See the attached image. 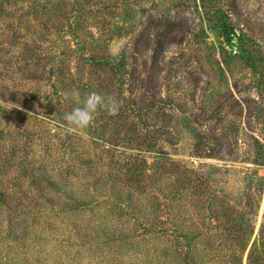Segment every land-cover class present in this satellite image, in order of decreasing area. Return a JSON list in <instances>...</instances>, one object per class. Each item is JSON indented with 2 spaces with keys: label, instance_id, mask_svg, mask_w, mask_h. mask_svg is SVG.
I'll use <instances>...</instances> for the list:
<instances>
[{
  "label": "rangeland",
  "instance_id": "rangeland-1",
  "mask_svg": "<svg viewBox=\"0 0 264 264\" xmlns=\"http://www.w3.org/2000/svg\"><path fill=\"white\" fill-rule=\"evenodd\" d=\"M73 91L119 111L66 132ZM262 146L264 0H0V264H232L183 168L261 198L251 244Z\"/></svg>",
  "mask_w": 264,
  "mask_h": 264
},
{
  "label": "trees",
  "instance_id": "trees-1",
  "mask_svg": "<svg viewBox=\"0 0 264 264\" xmlns=\"http://www.w3.org/2000/svg\"><path fill=\"white\" fill-rule=\"evenodd\" d=\"M77 2L79 1H76L75 3ZM223 28H227L226 25H224ZM233 31L234 29L232 26H228V32L231 34ZM36 50V53L43 55H46L50 51V49L47 51V49H45L43 46H41V48L36 47ZM262 147L264 152V146ZM182 177L184 178L182 179V182L185 185V189L190 194L192 193V196H196V198L199 200V203L201 204L200 214H203L206 211L208 213V216L205 218L206 222H200L202 227L212 233H217V231H219L232 238H235L233 234H238L241 235L240 238H243L239 239L236 244H232V246L230 244L224 246V249L230 252V263L242 264V253L247 251L246 264H264V252H262L264 250V237L261 236L260 231L257 232L255 237H258V240H254L250 244V240L255 228L254 219L256 217L255 215H257L259 211L261 198L255 202L252 200V196H250L246 201L248 202V205H244L245 207L241 205H233L222 198L224 197L222 194H219L217 191H215L216 188L211 184V181L202 173L183 168ZM258 186V192L256 193H258L259 197H261L264 191V182ZM256 193L253 195L256 196ZM262 221L263 223L261 226L263 227L264 217ZM208 225H210L209 229H207ZM196 234L192 235L189 233L190 236L188 238V244L196 243L195 240L198 239ZM259 239L263 241L262 246L259 245ZM221 242L222 241L220 240L218 243L212 244L218 245ZM254 253H257V255ZM190 262H192L191 264H195V261L192 260V258H190Z\"/></svg>",
  "mask_w": 264,
  "mask_h": 264
},
{
  "label": "clouds",
  "instance_id": "clouds-1",
  "mask_svg": "<svg viewBox=\"0 0 264 264\" xmlns=\"http://www.w3.org/2000/svg\"><path fill=\"white\" fill-rule=\"evenodd\" d=\"M64 100L76 105L63 117L66 132H75L88 128L99 112L114 116L118 113L121 101L115 97L100 93H89L81 96L79 91H73L70 95L65 93Z\"/></svg>",
  "mask_w": 264,
  "mask_h": 264
}]
</instances>
